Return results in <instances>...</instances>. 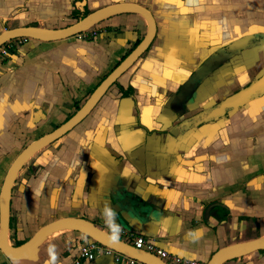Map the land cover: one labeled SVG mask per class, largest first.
I'll return each instance as SVG.
<instances>
[{"label": "crops", "instance_id": "obj_1", "mask_svg": "<svg viewBox=\"0 0 264 264\" xmlns=\"http://www.w3.org/2000/svg\"><path fill=\"white\" fill-rule=\"evenodd\" d=\"M115 5L148 11L152 40L77 125L21 164L8 195L7 245L62 218L123 242L140 236L197 264L262 241L264 0H0V33L60 30ZM147 29L122 11L66 39L1 45L0 188L17 155L82 107ZM88 241L78 232L47 236L27 258L0 252V264H70ZM219 264H264V251Z\"/></svg>", "mask_w": 264, "mask_h": 264}, {"label": "water", "instance_id": "obj_2", "mask_svg": "<svg viewBox=\"0 0 264 264\" xmlns=\"http://www.w3.org/2000/svg\"><path fill=\"white\" fill-rule=\"evenodd\" d=\"M122 11L136 13L146 20L148 29L144 38L96 86V88L90 94L82 107H80L66 122H64L56 129L52 130L51 132L43 135L38 140L28 144L13 160L4 176L0 188V252L5 258L9 260L22 259L31 256L40 237L43 234L64 225L69 226L71 229L80 233L88 240L95 241L103 247H106L117 254L127 256L143 264H166L151 254L134 249L128 243L120 241L117 238L101 232L91 223L80 218H62L56 221H52L38 229L27 242L18 247H10L6 243L8 229V195L11 189L13 177L18 171L21 164L31 152L60 138L68 130L79 123L93 109V107L96 105L105 91L109 88V86L113 84L118 79V77L123 74L145 51L152 40L155 26L150 13L142 7H138L135 5H115L109 8L95 11L79 20L78 22L60 30L47 31L38 28L17 27L14 29L2 31L0 33V46L10 40L18 38H25L41 42H53L76 36L79 33H82L83 31L92 27L95 23H97V21L110 16L113 13ZM252 89L253 87H250L249 89H246L244 92H242V94L252 91ZM262 249H264V239L255 243L227 246L215 252L206 264H219L239 255L248 254Z\"/></svg>", "mask_w": 264, "mask_h": 264}, {"label": "built area", "instance_id": "obj_3", "mask_svg": "<svg viewBox=\"0 0 264 264\" xmlns=\"http://www.w3.org/2000/svg\"><path fill=\"white\" fill-rule=\"evenodd\" d=\"M6 43L9 44L10 42L8 41ZM5 52H6V48L3 46H0V55H4ZM126 243H128L134 249L141 250L143 252H146L148 254H151L157 257L158 259H160L166 264H197L194 261L176 259L168 255L165 251L161 250L157 246H155L152 242L146 241L144 238L140 236L134 237L130 242H126ZM112 253H115V252L111 251L110 249L106 247H103L102 245L98 244L95 241L89 240L86 244L78 248L70 264H79L81 260L92 261L96 255H109ZM127 263L128 264H143L132 258H127Z\"/></svg>", "mask_w": 264, "mask_h": 264}, {"label": "bare ground", "instance_id": "obj_4", "mask_svg": "<svg viewBox=\"0 0 264 264\" xmlns=\"http://www.w3.org/2000/svg\"><path fill=\"white\" fill-rule=\"evenodd\" d=\"M69 226H59V227H57V228H55V229H53V230H50V231H48L47 233H45V234H43L41 237H40V241L42 240V239H44L45 237H47V236H49V235H51V234H55V233H57V232H61V231H66V230H69ZM71 229V228H70Z\"/></svg>", "mask_w": 264, "mask_h": 264}, {"label": "rangeland", "instance_id": "obj_5", "mask_svg": "<svg viewBox=\"0 0 264 264\" xmlns=\"http://www.w3.org/2000/svg\"><path fill=\"white\" fill-rule=\"evenodd\" d=\"M74 232H76V231L73 230V229H70V228H69V230L61 231V232H57V233H55V234H51V235H49L48 237H49V238H51V237L56 238V237H61V236H63L64 233H74ZM76 233H77V232H76Z\"/></svg>", "mask_w": 264, "mask_h": 264}, {"label": "flooded vegetation", "instance_id": "obj_6", "mask_svg": "<svg viewBox=\"0 0 264 264\" xmlns=\"http://www.w3.org/2000/svg\"><path fill=\"white\" fill-rule=\"evenodd\" d=\"M114 83H115V82H114ZM114 83H113V84H114ZM113 84H111V85L109 86V88H110ZM109 88H108V89H109ZM108 89H107V90H108ZM107 90H106V91H107ZM106 91H105V93H106ZM105 93H104V94H105ZM104 94H103V95H104ZM103 95H102V96H103ZM98 101H99V100H98ZM93 108H94V107H93ZM77 124H78V123H77ZM77 124H76V125H77ZM66 133H67V132H66ZM62 136H63V135H62ZM50 144H51V143H50Z\"/></svg>", "mask_w": 264, "mask_h": 264}, {"label": "trees", "instance_id": "obj_7", "mask_svg": "<svg viewBox=\"0 0 264 264\" xmlns=\"http://www.w3.org/2000/svg\"><path fill=\"white\" fill-rule=\"evenodd\" d=\"M263 251H264V249H262V250H258L257 252H258V253H261V252H263Z\"/></svg>", "mask_w": 264, "mask_h": 264}]
</instances>
